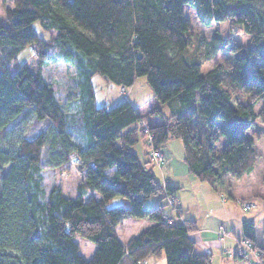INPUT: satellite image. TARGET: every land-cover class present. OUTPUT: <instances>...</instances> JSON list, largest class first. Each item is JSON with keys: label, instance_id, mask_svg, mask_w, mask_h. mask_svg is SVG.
Segmentation results:
<instances>
[{"label": "trees", "instance_id": "obj_1", "mask_svg": "<svg viewBox=\"0 0 264 264\" xmlns=\"http://www.w3.org/2000/svg\"><path fill=\"white\" fill-rule=\"evenodd\" d=\"M2 3L0 264H138L150 257H162L165 264H211V254L198 253L189 236L196 229L193 221L174 220L160 203L145 207L147 199L159 195L174 203L178 187L161 184L150 159L141 160L130 147L143 140L159 150L177 139L187 170L218 191L229 187L228 178L251 172L260 146L250 131L256 118L264 125V0ZM184 4L205 26L238 25L248 43H232L216 30L202 50L190 51ZM36 21L43 36L34 28ZM26 47L30 57L37 53L36 60L12 71L11 62ZM217 52L230 58L201 74L203 63ZM56 61L75 70L63 101L41 73ZM95 74L122 89L145 77L159 105L174 101L178 111L165 115L160 106L149 111L160 119L147 125L149 143L130 101L96 107ZM219 137L224 143L217 155ZM260 141L264 145V134ZM71 163L81 177L75 195H65L58 184L45 187V168ZM115 197L126 203L112 205ZM128 218L152 224L122 243L115 228ZM241 227L243 239L264 259V216L243 220ZM75 235L94 244L90 258L79 253ZM234 257L240 258L238 252Z\"/></svg>", "mask_w": 264, "mask_h": 264}, {"label": "rangeland", "instance_id": "obj_2", "mask_svg": "<svg viewBox=\"0 0 264 264\" xmlns=\"http://www.w3.org/2000/svg\"><path fill=\"white\" fill-rule=\"evenodd\" d=\"M4 6L2 0H0V20L3 19V10ZM183 13L185 18L188 20L190 28V36L192 45L190 51L195 50L197 47L202 50L204 45L211 40V35L214 31H218L223 38L229 39L232 43H238L241 45H246L249 41L248 35H246L238 25H233L229 21L224 22H213L209 26L201 24L196 18L193 9L187 5H183ZM34 28L39 36H43L44 33L41 31L38 21L34 23ZM47 36V35H45ZM29 47L24 48L19 55L16 57V60L11 62L10 69L15 70L20 64L26 61H35V57L29 55ZM230 58L229 54L217 52L212 59L203 63L200 69V73H205L214 63L223 62ZM44 79L49 82L54 89L58 99L60 101L64 100L65 91L67 87L73 83L75 70L72 66L64 64L61 61L48 62L42 67L41 71ZM136 81L130 87H125L124 89L113 83H106L103 78L95 74L91 77V83L94 90V100L96 107H107L110 108L121 100L132 99V103L137 108L139 114L149 125L160 122L158 117H153L150 115L149 111L156 107L160 106L161 111L165 115L171 114L172 103L161 107L159 103L154 98L152 91L146 81L145 77H138ZM122 90L125 92L123 93ZM261 107V102H257L254 106V112L257 113ZM197 117H199L197 115ZM126 130V129H125ZM149 132L147 125H143V131ZM264 125L259 118L255 119L254 126L251 129V134L253 138L257 139L258 142V151L260 155L256 158L254 162L253 169L248 174L244 175L238 182H236V187L240 188L243 192L242 195H248L250 198L242 199L243 202H248L250 204L249 209L242 210L240 207V201L234 203V200L225 194L227 199V204L232 206L231 211L229 212L230 225L234 227L233 234L229 232V236L225 238H218L216 234H210L208 239H205L200 236H194L196 241V251L197 252H208L211 254V264H247L246 259L234 257L233 254L237 253L240 249H245L244 244L241 243L243 240L242 227H236L238 220L241 215L245 216L246 221L256 222L264 216V145L260 141V137L264 134ZM146 140L148 142L147 132ZM224 140L222 137L215 142L214 153L219 154ZM144 141L141 140L131 146V149L139 155L140 159H145V155L141 152L145 146ZM172 145L180 150V142L177 139L172 141ZM150 146V145H149ZM150 149V147L148 148ZM176 150V149H174ZM141 152V154H140ZM149 152V151H148ZM182 152V151H181ZM147 157L149 155L147 153ZM150 159V158H149ZM43 183L46 188H49L52 185L58 184L65 195L73 196L75 191V186L80 181V173L76 170L75 164L71 163L64 168H45L43 171ZM235 196V195H234ZM122 200L119 197L113 198L111 204H122ZM155 197H152L151 200L146 201L145 207L152 208L156 204ZM166 214L171 212L169 206L164 208ZM223 208H215L214 214L220 216V218L225 221V213L222 212ZM222 213V214H220ZM223 217V218H222ZM231 233V234H230ZM73 241L79 247V253L86 259L90 258L94 251V244L90 241L75 235ZM229 243V244H228ZM231 249V250H229ZM153 260L157 264H164L165 260L161 258H148L147 264H153Z\"/></svg>", "mask_w": 264, "mask_h": 264}, {"label": "crops", "instance_id": "obj_3", "mask_svg": "<svg viewBox=\"0 0 264 264\" xmlns=\"http://www.w3.org/2000/svg\"><path fill=\"white\" fill-rule=\"evenodd\" d=\"M122 92L125 93L123 90ZM128 101H130L131 103L133 102L132 99H128ZM172 106L173 108L171 109V114L176 113L178 111V106L176 103L172 104ZM138 124H141L142 126L149 125L142 119ZM173 140L174 139H169L163 146L159 148V150L164 156L163 162L157 164L154 160L150 159L149 166L151 167L152 172L161 184H169L171 186L178 187V190L175 193L176 200L173 203V199L171 197H166L164 199H161L162 195L153 197H155V200L157 201L155 206L158 203L163 204L165 206H169L171 212L167 215L174 218V220L178 222H184L188 220L193 221L195 223L196 229L192 231L189 236L194 241L196 250V241L194 240L195 235L208 239L210 238L208 237L210 234H215L219 225H222L226 230L228 229V231L230 230L233 234L234 227L230 225L229 218V212L231 211L232 206L227 204L225 194L232 198L234 200V203H238V201L241 202L242 199L244 200L250 198V196L242 195L243 191L240 188L236 187V182H238L239 180H233L231 178H228L229 187L224 188L223 191L215 190L206 182H201L197 180L187 170V167L183 161L182 146H180V150H178L175 146L172 145ZM130 150L139 157V155L135 153L133 148L131 149L130 147ZM148 151L149 149L147 146H145V148L141 151L145 155V159L147 158ZM222 194L224 197L222 196ZM151 198L152 197H150L146 201L151 200ZM125 203V201L122 202V204ZM172 203L174 206L179 207V209H173ZM219 206L223 208L222 212L224 211L225 213V221H223L220 216L214 214L215 208H218ZM239 218L240 219L235 225L236 227L241 226L242 221L245 220V216L243 215H241V217ZM151 224L152 223L146 219L128 218L122 220L116 226L115 231L119 240L122 243H125L130 237L138 235L141 231L149 227ZM228 236L229 232L228 235L222 238ZM228 239L231 240L230 236L228 237ZM143 262L147 264L148 259L143 260ZM153 264L157 263L153 260Z\"/></svg>", "mask_w": 264, "mask_h": 264}, {"label": "built area", "instance_id": "obj_4", "mask_svg": "<svg viewBox=\"0 0 264 264\" xmlns=\"http://www.w3.org/2000/svg\"><path fill=\"white\" fill-rule=\"evenodd\" d=\"M31 56L36 58L37 53L35 51H32ZM146 132L148 133L147 134L148 142L150 143L152 134L150 131L148 132L145 130V133ZM148 155H149V158L154 160L157 164L162 163L164 160L163 154L158 149H153L150 147ZM240 205H241L242 210H247L249 209V206H250L248 202H243V203L240 202ZM215 234L218 238H222L228 235V231L222 225H219ZM241 243L244 244L245 249L238 250V254L240 258L246 259L248 257V254H250L249 257L246 259L247 264H264V259L261 258L259 251L253 247L252 243L249 240L243 239ZM138 264H145V263L139 262Z\"/></svg>", "mask_w": 264, "mask_h": 264}]
</instances>
